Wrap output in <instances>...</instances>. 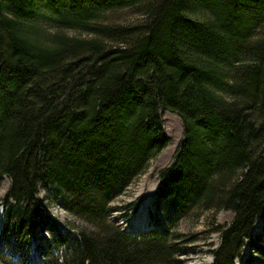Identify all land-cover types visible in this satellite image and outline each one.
Listing matches in <instances>:
<instances>
[{
  "label": "trees",
  "instance_id": "1",
  "mask_svg": "<svg viewBox=\"0 0 264 264\" xmlns=\"http://www.w3.org/2000/svg\"><path fill=\"white\" fill-rule=\"evenodd\" d=\"M138 18L122 24V13ZM79 32L86 36L71 35ZM184 139L162 174L168 226L134 234L112 204L168 146L160 111ZM3 232L29 246L53 189L85 225L39 264H180L178 221L233 212L214 226L212 264L249 243L264 264V0H0ZM168 211V210H167ZM45 240V238H42ZM0 264H33L0 249Z\"/></svg>",
  "mask_w": 264,
  "mask_h": 264
},
{
  "label": "rangeland",
  "instance_id": "2",
  "mask_svg": "<svg viewBox=\"0 0 264 264\" xmlns=\"http://www.w3.org/2000/svg\"><path fill=\"white\" fill-rule=\"evenodd\" d=\"M138 17L130 13H122L119 18H115L119 23L128 24L134 22ZM77 36H86L79 32H69ZM164 122L165 132L169 138L166 149L153 161H151L147 171L135 183L127 188L112 204L110 213L111 220L118 227L134 234L143 233L146 230L159 225L160 228L168 226V217L170 208L156 206V196L159 188L162 186V174L173 163L177 152L179 151L184 139V127L181 118L169 110L160 111ZM11 182L5 177L0 188V249L4 253L12 255L15 259H21L27 255L33 264H39L43 259L41 253L48 245L53 246L57 253L61 252V247L56 243L59 239L57 230L62 236L75 237L85 225L84 222L77 219L66 208L65 199L57 197L53 189L46 191L42 187L38 188V200L40 208L43 211L39 226L36 228L35 236L27 246L25 239L22 237L5 234L4 216L2 201L6 196ZM152 197L150 206L145 211L142 218L140 217L141 208L145 204L146 198ZM168 210V211H167ZM233 219V212L223 210L214 214L212 212H203L198 216L181 219L178 221L177 231L183 235L182 239L188 240L189 243H183L181 249L187 253L180 257V264H212L214 257L213 251L221 243L219 233H210L216 225L225 226L230 224ZM142 229H140V225ZM57 228L51 231L49 228ZM253 240L259 244H264V226L262 220H258L253 232ZM45 238V240H42ZM251 259L253 263H258L259 255L254 253L251 244H247L242 252L241 257L236 264H248Z\"/></svg>",
  "mask_w": 264,
  "mask_h": 264
},
{
  "label": "bare ground",
  "instance_id": "3",
  "mask_svg": "<svg viewBox=\"0 0 264 264\" xmlns=\"http://www.w3.org/2000/svg\"><path fill=\"white\" fill-rule=\"evenodd\" d=\"M151 199H152V197H147L146 198V201H145V204L142 206V208H141V213H140V217L142 218V216H143V214H144V212L146 211L147 212V209H148V207L150 206V203H151ZM149 210V209H148ZM144 224H141L140 225V229H142V226H143Z\"/></svg>",
  "mask_w": 264,
  "mask_h": 264
}]
</instances>
